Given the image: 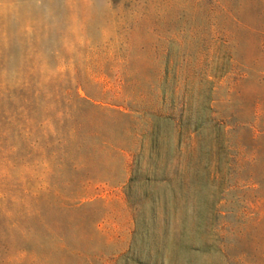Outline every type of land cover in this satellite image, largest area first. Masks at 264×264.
I'll list each match as a JSON object with an SVG mask.
<instances>
[{"label":"rangeland","instance_id":"rangeland-1","mask_svg":"<svg viewBox=\"0 0 264 264\" xmlns=\"http://www.w3.org/2000/svg\"><path fill=\"white\" fill-rule=\"evenodd\" d=\"M138 146L188 264H264V0H0V264H118Z\"/></svg>","mask_w":264,"mask_h":264},{"label":"trees","instance_id":"trees-1","mask_svg":"<svg viewBox=\"0 0 264 264\" xmlns=\"http://www.w3.org/2000/svg\"><path fill=\"white\" fill-rule=\"evenodd\" d=\"M146 132L150 138L147 149L150 153V158L153 159L157 156L160 134V125L155 117L154 119L152 117V120H150ZM191 133L193 134L192 140L198 141L200 139L201 134L199 127H196ZM103 145L109 148L115 147L116 149H121L107 144V142H103ZM141 149V146L134 148L132 177L127 187L128 200L135 213L134 232L130 250L120 259L118 264H188V252L191 248L189 241L195 234H200L201 219L194 216L188 228L184 221H182L179 226L173 225L169 218L165 203H162L160 214L157 215L155 213L156 206L158 205L156 201H151L150 216L147 217L143 215L141 206L134 202L131 195L133 182L143 177L141 174L142 164L140 162ZM60 159L61 158L55 159V166L60 167L62 164L66 163V160L62 162ZM152 164L153 163H150L149 165L152 166ZM143 178L146 182L162 186L163 188H166L165 185L169 183V179L160 176L156 168H152L149 174Z\"/></svg>","mask_w":264,"mask_h":264}]
</instances>
